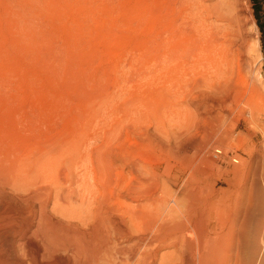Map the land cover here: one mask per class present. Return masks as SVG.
<instances>
[{
    "label": "rangeland",
    "instance_id": "1",
    "mask_svg": "<svg viewBox=\"0 0 264 264\" xmlns=\"http://www.w3.org/2000/svg\"><path fill=\"white\" fill-rule=\"evenodd\" d=\"M206 3L229 19L206 23L233 40L234 59L217 70L200 54L165 69L163 52L175 44L185 53V40L195 38L193 30L180 37L192 29L185 23ZM164 19L181 23L174 44ZM244 50L249 56L238 58ZM257 72L264 78V0H0V140L100 148L120 166L125 187L134 183L141 205L192 190L202 212L194 240L217 245L225 264L234 251L211 205L241 198L253 177L264 186ZM245 257L241 251L239 262Z\"/></svg>",
    "mask_w": 264,
    "mask_h": 264
},
{
    "label": "bare ground",
    "instance_id": "2",
    "mask_svg": "<svg viewBox=\"0 0 264 264\" xmlns=\"http://www.w3.org/2000/svg\"><path fill=\"white\" fill-rule=\"evenodd\" d=\"M219 8L207 3L197 5L189 15L191 22L188 19L185 23H192L191 27L187 25L192 29L184 35L176 25L181 24L179 19L177 23L164 19V33L171 38L166 37L168 40L173 42L170 34L175 33L185 39L193 30L198 47L194 44L190 48L195 43L191 40L193 33L190 41L185 40L190 46L181 50L185 53L178 52L174 44L179 36L173 42L175 47L167 43H171L169 48L164 47L168 41L164 37L161 66L176 70L179 64L200 54L212 69L229 65L234 59L233 40L228 34L220 36L206 23L210 18L227 20ZM194 51H199L198 55ZM246 56L248 51L237 54L238 58ZM259 73L256 79L264 80ZM254 91L260 97L255 87ZM104 139L101 143L106 144ZM101 150L73 141L47 142L28 149L0 140V264H225L213 248L217 245L205 248L206 243L194 240L193 231L202 213L193 209L196 193L186 189L170 203L159 200L141 205L134 183L125 187L128 182L122 183L118 176L120 166ZM251 180L246 193L240 191L241 198L211 205L210 214L215 213L225 230L223 241L234 251L228 264H264V186L255 177ZM241 251L246 259L239 262Z\"/></svg>",
    "mask_w": 264,
    "mask_h": 264
}]
</instances>
